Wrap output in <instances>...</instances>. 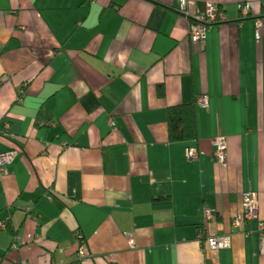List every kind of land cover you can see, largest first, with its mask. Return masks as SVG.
I'll use <instances>...</instances> for the list:
<instances>
[{
	"label": "crops",
	"instance_id": "obj_1",
	"mask_svg": "<svg viewBox=\"0 0 264 264\" xmlns=\"http://www.w3.org/2000/svg\"><path fill=\"white\" fill-rule=\"evenodd\" d=\"M192 1L193 17L179 0H0V153L18 151L0 264H264V0ZM208 3L227 21L194 42ZM194 102L198 140L170 142L168 109ZM247 191L248 236L232 231ZM214 234H232L217 257Z\"/></svg>",
	"mask_w": 264,
	"mask_h": 264
},
{
	"label": "built area",
	"instance_id": "obj_2",
	"mask_svg": "<svg viewBox=\"0 0 264 264\" xmlns=\"http://www.w3.org/2000/svg\"><path fill=\"white\" fill-rule=\"evenodd\" d=\"M180 10L186 16H191L188 9L191 6L195 5V1L192 0H179ZM240 12H242L243 17H246L251 12V4L246 3L240 6ZM193 17V16H191ZM192 25L190 27V39L194 42H206L208 32L217 26L220 23L227 21V16L224 8L216 6L214 4L208 3L205 11L201 14L194 16ZM263 22L262 20L256 21V31L257 37L260 38L262 32ZM199 103L203 106H208L209 101L207 97L199 99ZM215 146V158L219 165L223 168L227 167V152L229 148L228 140L226 137H217L213 140ZM18 151H8L5 153H0V178L3 176L6 170V166L11 164L16 156ZM200 151L196 148H189L187 150V157L190 160H196L199 158ZM243 208L244 213L240 217H235L232 222V231L241 232L242 234L248 236L252 234L247 230H244L245 226H250L252 221L259 217V203L257 195L253 192H244L243 193ZM205 217L207 220H211L214 216L212 211L207 208L205 210ZM0 228L4 231L7 230V226L1 225ZM258 234L260 240L259 247V256L261 259H264V220L260 221L258 224ZM207 245L212 251L214 256H218V252L224 248H230L232 241V234H214L207 237ZM130 245L134 248L136 247V239L131 237ZM22 264H26L23 262Z\"/></svg>",
	"mask_w": 264,
	"mask_h": 264
},
{
	"label": "trees",
	"instance_id": "obj_3",
	"mask_svg": "<svg viewBox=\"0 0 264 264\" xmlns=\"http://www.w3.org/2000/svg\"><path fill=\"white\" fill-rule=\"evenodd\" d=\"M158 95L162 98L164 97L165 89L163 85L158 87ZM195 108L196 102L187 105L174 106L168 109L167 124L170 142H190L198 140L199 131ZM80 242L83 245L85 238H82Z\"/></svg>",
	"mask_w": 264,
	"mask_h": 264
},
{
	"label": "rangeland",
	"instance_id": "obj_4",
	"mask_svg": "<svg viewBox=\"0 0 264 264\" xmlns=\"http://www.w3.org/2000/svg\"><path fill=\"white\" fill-rule=\"evenodd\" d=\"M204 215H205V211H204ZM207 239V238H206Z\"/></svg>",
	"mask_w": 264,
	"mask_h": 264
},
{
	"label": "bare ground",
	"instance_id": "obj_5",
	"mask_svg": "<svg viewBox=\"0 0 264 264\" xmlns=\"http://www.w3.org/2000/svg\"><path fill=\"white\" fill-rule=\"evenodd\" d=\"M199 101V100H198Z\"/></svg>",
	"mask_w": 264,
	"mask_h": 264
}]
</instances>
